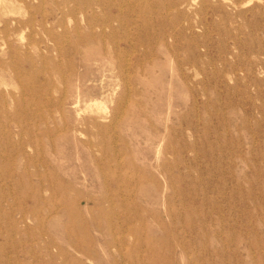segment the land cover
<instances>
[{
  "label": "rangeland",
  "instance_id": "1",
  "mask_svg": "<svg viewBox=\"0 0 264 264\" xmlns=\"http://www.w3.org/2000/svg\"><path fill=\"white\" fill-rule=\"evenodd\" d=\"M87 1L0 0V232L34 209L63 248L29 218L0 260L264 264V0H100L81 41Z\"/></svg>",
  "mask_w": 264,
  "mask_h": 264
},
{
  "label": "bare ground",
  "instance_id": "2",
  "mask_svg": "<svg viewBox=\"0 0 264 264\" xmlns=\"http://www.w3.org/2000/svg\"><path fill=\"white\" fill-rule=\"evenodd\" d=\"M251 1L252 0H250L249 2H251ZM86 4L87 5H83V6H80L78 8L82 12V14L81 13L80 14H81V17H82L83 21L85 22V27L88 28L87 35H85V37H81V41L83 39L86 40V39L104 37L106 30L107 29H109V30L112 29L111 21L114 18L118 19V17L114 16V18L112 19L110 16H108V14L103 13L102 18L98 19V18H96L94 16L95 13H94V10H93V8H94L93 6L95 5L97 8H100L103 11L104 10L107 11L109 9L108 8V4L104 3L103 1H100V0H88ZM87 8L91 9V13L90 14H86L85 13V10ZM73 12H74L73 9H70L68 11L69 15H72ZM48 16H52L51 17V19H52V18L56 17V14L55 13L48 14ZM43 22L44 21L42 20L41 23H43ZM18 23L17 22H13V21L4 22L3 26L0 27V32H4V33L8 32L11 29V28L8 27V24L9 25H12V24L17 25ZM50 24L52 26L51 27L52 28V32H54V30L61 29L62 30L61 32L65 33V32H68V30H69L68 27H65L62 18H58L57 17L56 19H53ZM27 25L31 26L32 22L29 21L27 23ZM73 31L74 32H78L79 31L78 23L74 24ZM7 47L9 49L11 48L10 45H8ZM32 198H33V196H32ZM82 203H83V199H82V197H80L76 201V206L78 207ZM85 203H88V199H86ZM57 209H58L57 206L56 207H52L50 209V213H55V211ZM78 214H80V213H78ZM29 218H32L33 220H35V219L37 220L38 227L40 228V229L37 228L39 230L38 233H37V235L39 236L38 239H39V241H44L45 242V244H44L45 248H48V250H50L51 248L52 249H57L58 251H62L63 250V248L59 244H56V243L48 244L47 243L48 242L47 239L52 235V232L49 231L50 230L49 228H45L46 227V225H45L46 218L41 217V215L38 214V211H34V209H29V210H27L26 213L21 212V216L18 219L13 218V216H8L7 220L5 222H2V223H6L9 229H4L3 232H0V238L2 239V243H0V246H2V247H0V250H1L0 251L1 252L0 255H3L2 249L4 250L6 248H8V249L10 248V252H14L15 253L17 251V248L19 247V243L18 244H16V243L13 244L12 241L9 242V239H10L11 235L13 233H15L16 231L18 233H21V232L15 225L13 226V224H16V222H17L18 224H23L24 225L23 227L26 228V223H27V220ZM90 226L94 227L95 229H99L100 224L96 220L94 222L90 223V222H88L86 220H80L78 222V221L73 220V219L72 220H68L66 223L63 224V229L61 228V230H63L62 233L64 235V239L66 240L68 246L71 247L75 252L83 253V254L87 253L88 245L93 242V237L90 236L89 231H88ZM13 227H15V229H13ZM31 230H32V228H29V231H30L29 233H31ZM15 254H18V253H15ZM0 264H18V262L16 260H14V258L6 256V257H3L0 260Z\"/></svg>",
  "mask_w": 264,
  "mask_h": 264
}]
</instances>
